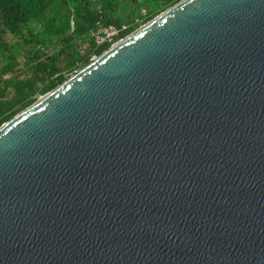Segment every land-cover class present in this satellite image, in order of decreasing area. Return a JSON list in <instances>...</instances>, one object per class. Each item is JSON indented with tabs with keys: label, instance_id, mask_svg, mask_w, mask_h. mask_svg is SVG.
Wrapping results in <instances>:
<instances>
[{
	"label": "water",
	"instance_id": "obj_1",
	"mask_svg": "<svg viewBox=\"0 0 264 264\" xmlns=\"http://www.w3.org/2000/svg\"><path fill=\"white\" fill-rule=\"evenodd\" d=\"M0 264H264V0H179L3 122Z\"/></svg>",
	"mask_w": 264,
	"mask_h": 264
},
{
	"label": "trees",
	"instance_id": "obj_2",
	"mask_svg": "<svg viewBox=\"0 0 264 264\" xmlns=\"http://www.w3.org/2000/svg\"><path fill=\"white\" fill-rule=\"evenodd\" d=\"M177 1L0 0V125L111 45L98 26L125 24L124 37Z\"/></svg>",
	"mask_w": 264,
	"mask_h": 264
},
{
	"label": "built area",
	"instance_id": "obj_3",
	"mask_svg": "<svg viewBox=\"0 0 264 264\" xmlns=\"http://www.w3.org/2000/svg\"><path fill=\"white\" fill-rule=\"evenodd\" d=\"M127 25L122 24L120 26H115L112 24L106 26H98L96 31L93 33L94 40L97 45L101 44H114L119 41L121 38V34L126 30ZM95 57V56H94ZM92 56L91 60L94 58Z\"/></svg>",
	"mask_w": 264,
	"mask_h": 264
},
{
	"label": "rangeland",
	"instance_id": "obj_4",
	"mask_svg": "<svg viewBox=\"0 0 264 264\" xmlns=\"http://www.w3.org/2000/svg\"><path fill=\"white\" fill-rule=\"evenodd\" d=\"M93 57H94V56H93ZM19 61H20L19 71L21 72V71H23V70H22V68H23V63H22V62H23V59H22V57H19Z\"/></svg>",
	"mask_w": 264,
	"mask_h": 264
}]
</instances>
